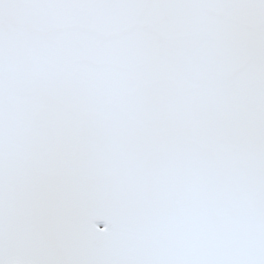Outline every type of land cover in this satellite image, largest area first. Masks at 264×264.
Listing matches in <instances>:
<instances>
[{"label": "snow or ice", "instance_id": "1", "mask_svg": "<svg viewBox=\"0 0 264 264\" xmlns=\"http://www.w3.org/2000/svg\"><path fill=\"white\" fill-rule=\"evenodd\" d=\"M0 264H264V0H0Z\"/></svg>", "mask_w": 264, "mask_h": 264}]
</instances>
